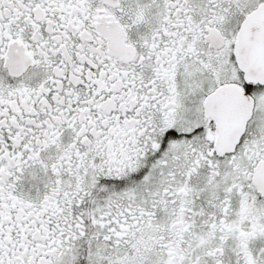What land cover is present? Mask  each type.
Returning a JSON list of instances; mask_svg holds the SVG:
<instances>
[{"label":"snow or ice","instance_id":"6c2138e0","mask_svg":"<svg viewBox=\"0 0 264 264\" xmlns=\"http://www.w3.org/2000/svg\"><path fill=\"white\" fill-rule=\"evenodd\" d=\"M0 264H264V0H0Z\"/></svg>","mask_w":264,"mask_h":264}]
</instances>
